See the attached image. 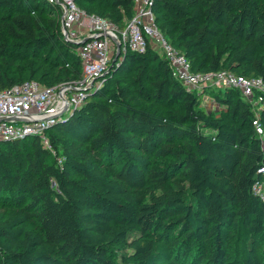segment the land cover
<instances>
[{
  "label": "trees",
  "instance_id": "trees-1",
  "mask_svg": "<svg viewBox=\"0 0 264 264\" xmlns=\"http://www.w3.org/2000/svg\"><path fill=\"white\" fill-rule=\"evenodd\" d=\"M93 1L103 10L90 13ZM77 4L120 27L134 14V0ZM154 11L194 72L264 82V0H155ZM18 47L30 53L16 55ZM77 48L47 0H0L1 90L77 81ZM126 76L165 110L143 108L121 85ZM104 79L49 129L51 147L37 138L0 142V204L18 210L0 215V264H261L252 252L258 244L264 259V201L252 187L264 167V136L240 91L189 92L152 50L112 61ZM207 93L221 116L201 107ZM259 121L264 130V109ZM173 230L181 241L170 240ZM119 244L131 250L121 263Z\"/></svg>",
  "mask_w": 264,
  "mask_h": 264
},
{
  "label": "built area",
  "instance_id": "built-area-1",
  "mask_svg": "<svg viewBox=\"0 0 264 264\" xmlns=\"http://www.w3.org/2000/svg\"><path fill=\"white\" fill-rule=\"evenodd\" d=\"M60 10L61 30L66 41L78 43L76 54L82 64L80 81L46 87L37 81L0 89V142L37 138L44 147H51L48 131L64 120L87 101L88 94L99 91L105 84V75L112 61L127 52L145 54L157 52L169 63L172 76L187 91L197 88H232L255 111L253 125L260 136H264L259 121L264 109V91L261 78H247L228 71L194 72L190 60L173 46L158 27L155 17V0H134V14L120 27L109 19L88 15L77 0H47ZM119 52L118 58L117 53ZM257 98V102H255ZM261 178L253 184L252 191L264 201V167Z\"/></svg>",
  "mask_w": 264,
  "mask_h": 264
},
{
  "label": "rangeland",
  "instance_id": "rangeland-1",
  "mask_svg": "<svg viewBox=\"0 0 264 264\" xmlns=\"http://www.w3.org/2000/svg\"><path fill=\"white\" fill-rule=\"evenodd\" d=\"M103 7L99 1H93L89 4V10L91 11L90 13H98L100 11L103 10ZM88 15H91L89 13H87ZM18 49H20L18 52ZM17 52L16 55L20 54H28L29 52H25V49H22L20 47L17 48L16 50ZM54 57L60 62L63 63L64 59H66L65 55H64V51L60 48V47H55L54 48ZM60 69H66L65 66H63L61 64ZM82 77H80L79 79H77V81H80ZM144 88L146 90H148V85H147V81H144ZM66 84V83H65ZM121 85H125L126 87H128L131 96L137 98V102L140 103L142 105L143 108L150 110L152 113H162L165 110V107H160V106H156L154 104H152L150 102L149 97L147 96V94L145 93V95L140 93V86L139 84L135 81V77L132 76H126L124 78H122L121 80ZM210 87H202V88H197L196 90H194L193 92L195 93H202L204 90L209 89ZM212 89V88H211ZM211 94H205L204 97L202 98V104L201 107L206 110L207 113H213L215 114L217 117L222 115V112L224 111V108L219 105L212 96H210ZM255 102H257V98H255L254 100ZM18 210L14 209V208H10V207H4L2 204H0V215L2 217H6L9 218L11 216H13L15 213H17ZM181 234L176 231L173 230L170 232V240L171 241H181L182 238ZM224 243L226 246L227 250H233V241L232 239H230L228 236L225 237L224 239ZM197 248V244L196 242L192 245V250H196ZM114 256L115 259L118 261V263H121V258L123 255L131 253V250L125 245V244H119L117 245V247L115 248V252H114ZM253 256H255L257 258V260L262 264L264 263V259H263V255H262V248L256 244L254 246V250L252 252Z\"/></svg>",
  "mask_w": 264,
  "mask_h": 264
},
{
  "label": "water",
  "instance_id": "water-1",
  "mask_svg": "<svg viewBox=\"0 0 264 264\" xmlns=\"http://www.w3.org/2000/svg\"><path fill=\"white\" fill-rule=\"evenodd\" d=\"M90 39H91V38L85 39L84 41L78 43V45L83 44V43L89 41ZM118 56H119V52L117 53V56H116V57L118 58ZM115 60H117V59H115ZM115 60H114V61H115Z\"/></svg>",
  "mask_w": 264,
  "mask_h": 264
}]
</instances>
